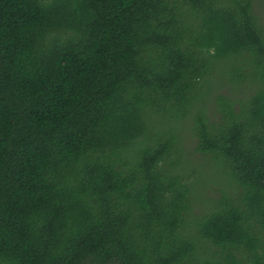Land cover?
<instances>
[{
  "label": "trees",
  "instance_id": "1",
  "mask_svg": "<svg viewBox=\"0 0 264 264\" xmlns=\"http://www.w3.org/2000/svg\"><path fill=\"white\" fill-rule=\"evenodd\" d=\"M0 264H264V0H0Z\"/></svg>",
  "mask_w": 264,
  "mask_h": 264
},
{
  "label": "rangeland",
  "instance_id": "2",
  "mask_svg": "<svg viewBox=\"0 0 264 264\" xmlns=\"http://www.w3.org/2000/svg\"><path fill=\"white\" fill-rule=\"evenodd\" d=\"M186 152L187 161L190 163L187 167L196 170L198 173V178L196 183L198 188L195 193L201 192L205 197L217 198L221 195L223 188V178L220 174V169L215 165V163L210 159H204L202 154L194 151L195 141L186 137ZM195 177H193L194 180ZM195 200V199H194ZM201 203H196L194 211L198 213H204L206 208V203L204 201H199ZM207 209V208H206Z\"/></svg>",
  "mask_w": 264,
  "mask_h": 264
}]
</instances>
